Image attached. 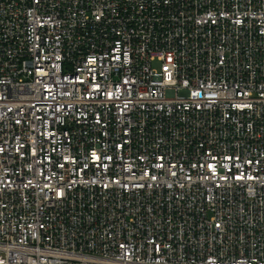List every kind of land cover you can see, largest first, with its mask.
<instances>
[{
  "label": "built area",
  "instance_id": "built-area-1",
  "mask_svg": "<svg viewBox=\"0 0 264 264\" xmlns=\"http://www.w3.org/2000/svg\"><path fill=\"white\" fill-rule=\"evenodd\" d=\"M0 264H264V0H0Z\"/></svg>",
  "mask_w": 264,
  "mask_h": 264
},
{
  "label": "rangeland",
  "instance_id": "rangeland-1",
  "mask_svg": "<svg viewBox=\"0 0 264 264\" xmlns=\"http://www.w3.org/2000/svg\"><path fill=\"white\" fill-rule=\"evenodd\" d=\"M153 68H154L155 70H159V69H160V65H159V63L155 62L154 65H153Z\"/></svg>",
  "mask_w": 264,
  "mask_h": 264
}]
</instances>
